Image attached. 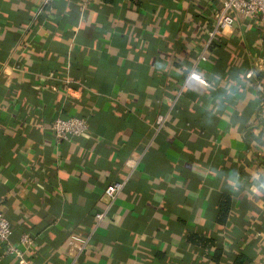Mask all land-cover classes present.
Segmentation results:
<instances>
[{
    "label": "crops",
    "instance_id": "obj_1",
    "mask_svg": "<svg viewBox=\"0 0 264 264\" xmlns=\"http://www.w3.org/2000/svg\"><path fill=\"white\" fill-rule=\"evenodd\" d=\"M221 1L0 0V211L23 250L0 264L264 260V28L235 15L200 60ZM59 116L88 132L56 141Z\"/></svg>",
    "mask_w": 264,
    "mask_h": 264
},
{
    "label": "built area",
    "instance_id": "obj_2",
    "mask_svg": "<svg viewBox=\"0 0 264 264\" xmlns=\"http://www.w3.org/2000/svg\"><path fill=\"white\" fill-rule=\"evenodd\" d=\"M50 0H43L48 3ZM235 15L243 19L254 20L264 28V0H222L220 8L217 12L213 28L207 32V37L203 45L202 52L199 55L200 60H205L206 50L209 48L211 41L215 36L226 29L231 28L233 18ZM195 67V66H194ZM188 79H194L198 82L207 85L208 82L193 68L187 74ZM178 89L173 96L164 95V99L174 104L175 100L181 93ZM168 118V113L160 114L155 121V128L159 130ZM56 141H69L75 137L86 134L89 130V124L85 117L80 116H59L55 118L51 124ZM128 166L132 169L136 166V161L131 160ZM125 182L118 181L107 185L104 189L105 195L109 199V205H112L118 195L121 193ZM105 215V212H98L95 214V219L99 222ZM12 227L10 221L0 211V242L4 244V250L7 253L13 254L15 257H22L23 250L19 245L11 241ZM20 245L28 248L33 243V237L29 233H22L19 238ZM264 264V260L260 263Z\"/></svg>",
    "mask_w": 264,
    "mask_h": 264
},
{
    "label": "trees",
    "instance_id": "obj_3",
    "mask_svg": "<svg viewBox=\"0 0 264 264\" xmlns=\"http://www.w3.org/2000/svg\"><path fill=\"white\" fill-rule=\"evenodd\" d=\"M216 42H217V41L213 39V40L211 41L210 46L213 45V44L216 43ZM210 46H209V47H210ZM176 91H177V90H176ZM176 91H175V92H176ZM181 93H182V91H181ZM181 93H180V95H181ZM165 95H168V94H165ZM173 95H174V94H173ZM180 95H179V96H180ZM179 96H178V97H179ZM227 202H228L227 197H225L224 200L222 201L223 204H222V206H221V209H220V215H219V217H221V218H220V221H221V222H223V221H222V217H224V215H225V213H226V211H227ZM213 257L215 258V260H218V259H219V257H220V250H219V249H218V250H217V249L215 250V254L213 255ZM239 259H240L239 256H238V257H235V263H240Z\"/></svg>",
    "mask_w": 264,
    "mask_h": 264
}]
</instances>
